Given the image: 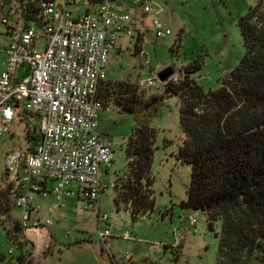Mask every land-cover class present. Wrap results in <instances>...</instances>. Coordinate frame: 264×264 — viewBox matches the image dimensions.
Here are the masks:
<instances>
[{
  "label": "rangeland",
  "instance_id": "obj_1",
  "mask_svg": "<svg viewBox=\"0 0 264 264\" xmlns=\"http://www.w3.org/2000/svg\"><path fill=\"white\" fill-rule=\"evenodd\" d=\"M257 1L153 0L158 10L156 17L170 34L157 38L149 15L142 23L133 18L132 36L121 34L117 40L109 53L106 79L113 84L125 83L145 97L165 98L149 123L156 131L150 169L154 209L134 219L127 208L116 206V189H106L99 196L100 214L108 216V222L101 223L100 229L107 227L111 233L105 238L106 244L98 235L96 212L84 209L83 202L75 197L60 202L52 197H37L40 221L49 219L53 225L29 227L16 233L14 239L6 235V230L18 220L19 210L12 207L6 213L5 158L10 152L26 151L32 145L26 138L27 131L33 133L37 127L19 119L13 122L11 131L0 137V264H21L27 255L29 263L32 258L34 264H216L221 220L210 227L205 211L181 206L187 199L191 165L177 157L184 139L180 103L175 95L164 92L165 85L157 80V73L171 66L180 80L185 68L197 63L199 68L189 74L190 78L205 91L217 89L220 79L238 64L244 51L238 19ZM119 5L120 0L114 2L112 10ZM75 6L81 7V2ZM130 8L131 15L133 6ZM77 14L72 11L73 16ZM2 42L0 37V45ZM44 43L42 38L37 41L38 50ZM139 50L145 57H139ZM2 61L0 47V70ZM17 71L20 78H25L30 67L23 63ZM142 79H153L154 85L141 88L138 83ZM134 125L133 115L113 101L99 110L98 132L113 150L108 170L100 165L102 183H116L122 176L128 162L125 143ZM124 233L129 237H123Z\"/></svg>",
  "mask_w": 264,
  "mask_h": 264
},
{
  "label": "built area",
  "instance_id": "obj_2",
  "mask_svg": "<svg viewBox=\"0 0 264 264\" xmlns=\"http://www.w3.org/2000/svg\"><path fill=\"white\" fill-rule=\"evenodd\" d=\"M3 1L9 6L0 17L8 38L0 72V137L11 131L16 119L37 124L40 135L33 147L10 152L5 158L8 176L17 178L13 207L19 210L18 225L22 232L53 225L49 219L40 221L37 197H52L57 202L75 197L84 209L96 212L98 235L106 244L111 233L107 227L100 229L108 216L100 214L99 196L115 183L101 182L100 165L108 170L113 150L98 132L103 107L99 91L107 78L109 53L121 34L129 37L135 30L133 17L113 11L112 0L96 4L91 0H40L35 19L27 20L25 3ZM77 1L81 7L75 6ZM132 2L143 14L152 15L150 24L157 38L170 34L156 17L153 0ZM72 11L78 14L73 16ZM41 38L45 43L38 50ZM138 53L145 57L142 50ZM23 63L30 72L20 78L17 70ZM177 80L173 75L167 82ZM138 85L149 88L154 80L142 79ZM189 220L194 222L191 216ZM21 264H31L28 255Z\"/></svg>",
  "mask_w": 264,
  "mask_h": 264
},
{
  "label": "trees",
  "instance_id": "obj_3",
  "mask_svg": "<svg viewBox=\"0 0 264 264\" xmlns=\"http://www.w3.org/2000/svg\"><path fill=\"white\" fill-rule=\"evenodd\" d=\"M101 1L91 0V4ZM25 6V18L34 20L37 3L29 0ZM238 27L242 57L217 89L205 91L190 78L199 68L195 63L185 68L180 80L165 83L164 92L180 103L184 139L177 157L191 165L187 199L181 206L205 211L210 227L221 220L216 264H264V0L238 19ZM99 97L102 108L113 101L135 122L125 143L128 162L115 183L114 202L127 208L134 219L149 214L155 204L150 169L156 138L149 123L165 95L145 97L125 83L106 79ZM36 129L27 131L30 148L40 139ZM4 192L8 213L17 178L8 176ZM20 232L15 221L6 235L14 239Z\"/></svg>",
  "mask_w": 264,
  "mask_h": 264
},
{
  "label": "crops",
  "instance_id": "obj_4",
  "mask_svg": "<svg viewBox=\"0 0 264 264\" xmlns=\"http://www.w3.org/2000/svg\"><path fill=\"white\" fill-rule=\"evenodd\" d=\"M17 1L19 3H26L29 0H17ZM31 1H33V2L38 4V2L40 0H31ZM116 1H119V0H114V2H116ZM131 5L133 6V10H132L133 12H132L131 16L134 19H136L137 21L142 23L145 19L148 18L149 15L148 14H143L140 11V8L137 5H135L132 2V0H129L128 4H126L125 0H120V5L117 7V10H113V11H115L117 13H129L131 11V8H130ZM8 6H9L8 2L0 0V17L3 15V13H5V11L7 10ZM151 17H150V23H151ZM0 37L3 39V42L0 45L1 49L3 50L2 69L0 70V72H1L4 69V65H5V48H6V44H7L8 38H7V35L3 32V30L0 32ZM142 37H143V34H142ZM29 259L31 260V264H34L33 263V259L32 258H29ZM14 263L15 262L12 261V262H9L8 264H14Z\"/></svg>",
  "mask_w": 264,
  "mask_h": 264
},
{
  "label": "water",
  "instance_id": "obj_5",
  "mask_svg": "<svg viewBox=\"0 0 264 264\" xmlns=\"http://www.w3.org/2000/svg\"><path fill=\"white\" fill-rule=\"evenodd\" d=\"M174 75V69L171 66L165 67L157 73V79L160 83L165 84L170 77ZM8 178V172H5V180Z\"/></svg>",
  "mask_w": 264,
  "mask_h": 264
}]
</instances>
